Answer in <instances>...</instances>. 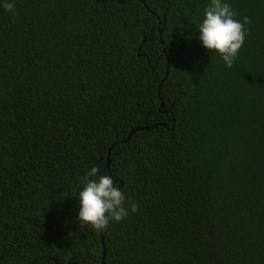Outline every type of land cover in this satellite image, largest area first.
<instances>
[{"label": "trees", "instance_id": "obj_1", "mask_svg": "<svg viewBox=\"0 0 264 264\" xmlns=\"http://www.w3.org/2000/svg\"><path fill=\"white\" fill-rule=\"evenodd\" d=\"M14 2L0 264H264V0H223L250 18L230 68L198 39L210 0ZM94 166L138 205L103 231L77 219Z\"/></svg>", "mask_w": 264, "mask_h": 264}, {"label": "clouds", "instance_id": "obj_2", "mask_svg": "<svg viewBox=\"0 0 264 264\" xmlns=\"http://www.w3.org/2000/svg\"><path fill=\"white\" fill-rule=\"evenodd\" d=\"M0 6L15 15L14 0H4ZM237 15L238 13L223 0H210L204 10L202 22L196 26L202 45L210 52L218 53L229 68L244 44L248 33L245 25L250 23L249 17H244L241 22L235 19ZM98 171L95 166L89 170L84 177V186L78 194L80 210L77 219L82 230L90 225L92 229L103 231L110 221L119 222L128 216L129 208L133 213L138 211L135 202H129L128 207H125V194L116 186L117 181L114 182L110 175L97 178Z\"/></svg>", "mask_w": 264, "mask_h": 264}, {"label": "water", "instance_id": "obj_3", "mask_svg": "<svg viewBox=\"0 0 264 264\" xmlns=\"http://www.w3.org/2000/svg\"><path fill=\"white\" fill-rule=\"evenodd\" d=\"M130 133H131V132H130ZM130 133H129V134H130ZM129 134H128V135H129ZM128 135H127V137H128ZM103 255H104V247H103V244H102V254H101L102 259H103Z\"/></svg>", "mask_w": 264, "mask_h": 264}]
</instances>
